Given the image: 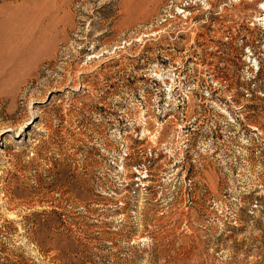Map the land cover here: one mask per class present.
<instances>
[{"label": "rangeland", "instance_id": "rangeland-1", "mask_svg": "<svg viewBox=\"0 0 264 264\" xmlns=\"http://www.w3.org/2000/svg\"><path fill=\"white\" fill-rule=\"evenodd\" d=\"M0 264H264V0H0Z\"/></svg>", "mask_w": 264, "mask_h": 264}]
</instances>
